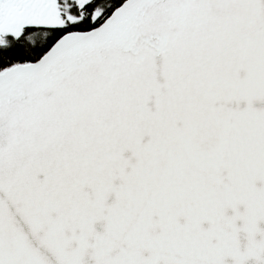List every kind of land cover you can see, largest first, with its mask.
Listing matches in <instances>:
<instances>
[{
    "label": "snow or ice",
    "instance_id": "6c2138e0",
    "mask_svg": "<svg viewBox=\"0 0 264 264\" xmlns=\"http://www.w3.org/2000/svg\"><path fill=\"white\" fill-rule=\"evenodd\" d=\"M0 264H264V0H0Z\"/></svg>",
    "mask_w": 264,
    "mask_h": 264
}]
</instances>
